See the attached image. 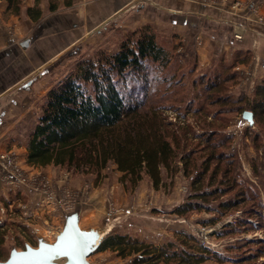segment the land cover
I'll return each mask as SVG.
<instances>
[{
  "label": "rangeland",
  "instance_id": "obj_1",
  "mask_svg": "<svg viewBox=\"0 0 264 264\" xmlns=\"http://www.w3.org/2000/svg\"><path fill=\"white\" fill-rule=\"evenodd\" d=\"M116 1L127 2L40 69L34 82L43 81L37 93L32 89L33 121L25 147L52 86L72 73L78 62L115 53L124 38L134 39L146 27L174 59L166 71L151 60L144 69L148 100L170 104L166 115L177 127L184 116L187 133L179 129L182 144L173 142L178 155L169 168H161L159 188L147 175L130 187L121 181L112 161L98 175L53 164L38 166L22 159L9 141L6 145L0 138V258L13 248L36 246L39 240L52 242L56 237H51V231L58 233L65 216L76 212L79 226L99 230L104 234L101 238L120 233L151 247L172 242L173 247L190 251H197L200 244L211 252L198 264H264V113L253 114L251 123L244 115L250 110L255 86L264 79V0H198L211 11L219 9L218 16L225 10L227 15L220 19L198 16L201 10L170 14L176 9L168 7V0ZM59 7L83 17L93 3L64 0ZM208 40L219 45L211 58L205 55ZM248 42H256L257 57L252 60L250 50L248 62H234L239 49L235 45ZM225 65L230 68L225 73L235 77L208 91L206 81ZM171 75L175 78L165 77ZM142 81L129 73L120 81L121 89L127 97L140 98ZM193 108L201 113L193 115ZM201 192L209 194L192 197ZM187 200L203 207L184 214L173 210ZM179 231L195 239L182 242ZM137 254L122 255L106 248L94 250L87 258L92 264H130Z\"/></svg>",
  "mask_w": 264,
  "mask_h": 264
},
{
  "label": "trees",
  "instance_id": "obj_2",
  "mask_svg": "<svg viewBox=\"0 0 264 264\" xmlns=\"http://www.w3.org/2000/svg\"><path fill=\"white\" fill-rule=\"evenodd\" d=\"M6 1L7 12L20 11V0ZM27 13L31 17L40 15L38 0L27 7ZM136 33L134 39L124 38L115 53L98 61L85 59L78 62L72 73L47 91L42 112L26 144L28 163L59 165L74 172L98 175L112 161L121 172V181L129 183L130 187L136 186L143 175H147L152 186L159 188L163 183L161 168H169L178 155L173 144L178 147L182 144L177 132L186 130L185 119L182 116V125L175 126L166 115L171 109L170 104L148 100V76L144 68L151 60L166 71L174 59L169 50L157 42L154 32L145 27ZM234 55V62L246 63L251 51L239 48ZM229 69L225 65L217 71L213 80L206 81L205 88L210 91L233 79L234 73H225ZM129 73L137 76V81L143 79L139 88L144 96L127 97L121 89L120 81ZM165 77L175 78L174 75ZM192 86H197L195 79ZM248 103L253 114L264 113V79L255 86L253 98ZM193 109V115L201 113V109ZM207 194L201 192L192 197L204 198ZM201 207V202L187 200L173 210L184 214ZM178 233L182 242H186V238L195 239L192 234ZM173 245L168 242L151 247L137 238L112 232L101 238L96 249L111 248L122 255L138 253L131 258L130 264L160 261L164 264H198L211 252L200 244L196 246L197 251Z\"/></svg>",
  "mask_w": 264,
  "mask_h": 264
},
{
  "label": "crops",
  "instance_id": "obj_3",
  "mask_svg": "<svg viewBox=\"0 0 264 264\" xmlns=\"http://www.w3.org/2000/svg\"><path fill=\"white\" fill-rule=\"evenodd\" d=\"M34 2L35 0H23L20 3V11L12 13L6 11L7 1L0 0V138L6 145L11 144L10 148L22 159H25L27 153L25 135L33 121L30 106L32 93L40 90L37 85L43 81L34 82L40 75V69L50 58L59 54L76 38L88 32L127 1L122 3L112 0V5L110 0H92L93 8L83 17L59 7L64 0H38L40 15L31 17L27 13V7L33 6ZM108 3L111 4L109 7ZM166 4L176 9L173 13L169 12L170 14L201 10L196 14L205 18L216 19L227 15L225 10H220L222 12L218 16L219 9L211 11L212 7H206L202 3L201 5L198 0H168ZM255 44L256 42L251 44L248 42L235 46L251 50L254 60V55L255 57L258 55ZM206 46L205 55L209 58L214 57L219 47L218 41L211 40ZM222 47L225 49L226 45L222 43ZM19 134L22 135L20 138ZM6 141H9V144Z\"/></svg>",
  "mask_w": 264,
  "mask_h": 264
},
{
  "label": "water",
  "instance_id": "obj_4",
  "mask_svg": "<svg viewBox=\"0 0 264 264\" xmlns=\"http://www.w3.org/2000/svg\"><path fill=\"white\" fill-rule=\"evenodd\" d=\"M244 115L253 122L252 111L246 110ZM78 220L76 212L67 214L52 242L39 240L36 246L13 248L6 258L0 259V264H92L87 256L96 250L104 234L79 226Z\"/></svg>",
  "mask_w": 264,
  "mask_h": 264
},
{
  "label": "built area",
  "instance_id": "obj_5",
  "mask_svg": "<svg viewBox=\"0 0 264 264\" xmlns=\"http://www.w3.org/2000/svg\"><path fill=\"white\" fill-rule=\"evenodd\" d=\"M12 161H13V164H14V166L16 167V168H18V169H20V170H22L21 169V167L18 165V164H16V163H14V160L12 159ZM8 163H11V161L8 159ZM23 171V170H22ZM68 201H72V200H69V199H67Z\"/></svg>",
  "mask_w": 264,
  "mask_h": 264
},
{
  "label": "bare ground",
  "instance_id": "obj_6",
  "mask_svg": "<svg viewBox=\"0 0 264 264\" xmlns=\"http://www.w3.org/2000/svg\"><path fill=\"white\" fill-rule=\"evenodd\" d=\"M78 225H79V224H78ZM96 233H97V232H96ZM57 234H58V233H57L56 231H54V232L51 231V233H50L51 237H52V236H53V237H56Z\"/></svg>",
  "mask_w": 264,
  "mask_h": 264
}]
</instances>
